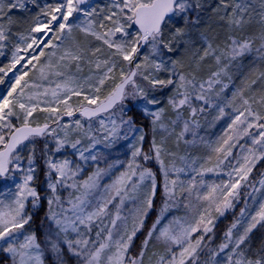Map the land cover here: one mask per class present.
<instances>
[{"label":"snow or ice","instance_id":"obj_1","mask_svg":"<svg viewBox=\"0 0 264 264\" xmlns=\"http://www.w3.org/2000/svg\"><path fill=\"white\" fill-rule=\"evenodd\" d=\"M87 2L45 4L21 30L29 5L39 7L36 0H0V56L6 48L11 53L0 66V85L8 80L0 95V184L13 182L0 188V264H264V235L253 239L258 226L264 227V200L252 212L245 201L221 242L210 246L213 213L223 216L234 209L242 184L258 190L249 175L264 160V71L259 70L264 0H111L99 11L82 7ZM74 14L78 22H70ZM211 20L223 36L204 28ZM74 30L102 47L77 41ZM102 48L108 50L103 57ZM206 63L210 70L204 78L198 74ZM246 64L250 69L241 86L223 100L224 81L231 83L232 70ZM165 90L162 101L157 93ZM73 97L82 98L77 108L70 103ZM211 107L215 120L228 114L225 108L234 115L227 130L207 143L199 130ZM38 111L46 113L42 124L33 120ZM134 111L148 121L149 131L137 127ZM75 112L87 118V125L79 119L62 123ZM102 116L93 129V118ZM244 137H250L251 146L241 145V155L234 156ZM37 140L43 141L39 152ZM122 140L135 141L130 159L101 167L107 158L95 151L97 145L112 149ZM170 140L175 147L202 143L212 155L197 165L186 151L179 156L184 167H177ZM67 149L79 163L61 155ZM165 157L172 158L170 163ZM213 160L212 167L204 166ZM153 161L163 177L158 209L156 172L147 166ZM88 162L94 171L83 177L82 164ZM121 165L124 170L102 186L101 178ZM41 166L43 193L36 185ZM186 168L195 173L187 182L179 179ZM225 168L227 181L205 185L196 180ZM258 183L264 189V178ZM128 201L133 207L122 215ZM45 204L38 235L32 228L34 212L26 208ZM181 206L184 216H169ZM152 211L156 219L134 250Z\"/></svg>","mask_w":264,"mask_h":264},{"label":"trees","instance_id":"obj_2","mask_svg":"<svg viewBox=\"0 0 264 264\" xmlns=\"http://www.w3.org/2000/svg\"><path fill=\"white\" fill-rule=\"evenodd\" d=\"M39 7L34 6V5H29L30 7V12L25 14V22L23 23V25L21 26V30H24L27 28L28 23H30L32 17H34L36 14H38L39 9L41 8L40 4H37ZM110 5V2L108 0H94L93 3V7H96L97 10L99 11L100 9H104L106 8V6ZM205 16H207V14H205ZM204 28L207 29V31L210 33V35L212 36H223V30L222 28L218 25V23L214 20L211 21H207V23L204 24ZM73 37L77 40L80 41L81 43H90L92 47H102V45L100 44L99 41H95L93 40L91 37L85 38L83 33L74 30L73 31ZM5 55L4 56H0V66H3L4 64H7L6 60H7V55L9 53V49H5ZM107 49L106 48H102V53H100L99 55H101V57H103L106 53H107ZM142 53H146L147 49H141ZM187 62V61H186ZM85 69L88 68L87 66L84 67ZM250 66L249 65H245V67L241 70V71H236L235 69L232 70V82L229 83L227 80H225V83H228V88L224 90V92L222 93V99L223 100H227L231 98V93L237 88L241 86V77L244 74H247L249 72ZM210 70V63H206L202 70L200 71V73L198 74L201 77L207 78V75L209 73ZM259 70L264 71V66H261L259 68ZM162 76L164 74H161ZM111 81H109L104 88L101 91V97L103 98L104 95L107 94L110 86H111ZM6 85V81L3 84V90L5 88ZM167 90H165L164 93H157V95L159 96V98L162 101L166 100V96H167ZM82 98H77V97H73L72 101H70V103L73 105L74 108H77L81 102ZM219 102V101H217ZM237 105H239V100L237 99L235 102ZM220 106H224L223 103L220 104ZM258 107V106H257ZM225 112L228 113L227 116H225L222 119L219 120H215L214 117L217 115V111L214 107H211L208 109L207 112V118L206 119H201V129H200V133H201V137L204 138V141L207 143H214L226 130L228 125L231 123V119L233 117V113H232V109L230 108H225ZM171 114V113H169ZM133 117L136 119L137 121V126L143 127L144 130L147 132L149 131L148 128V121L140 114L139 111H135L134 114H132ZM46 113L43 112H36L33 116V120L37 123H43L44 119H45ZM69 120V119H83L82 116L80 115H75L71 118L65 117L63 118V120ZM74 120V121H75ZM94 120V119H93ZM85 121V120H84ZM86 122V121H85ZM147 140H149V138L147 137ZM145 140V142L147 141ZM41 140H37L36 142V146H38V148L40 149L43 145L40 143ZM145 144V143H144ZM168 147L172 150L177 152V158H179V156H184L186 151L188 154L191 155V157L193 159H196L197 161V165L203 164L204 161L207 159V157L209 155H212V153L210 152V150L204 146V144L199 143L197 144V146L195 147H190V146H186L183 142L180 143L179 147H175L172 143V141L170 140L168 143ZM39 152V151H38ZM166 160L171 159V157H165ZM231 159V158H229ZM263 161H260L257 165H255L253 171L251 172V174L249 175V179L250 181H253V185L254 187H256V189L259 187L258 181L256 180V176L259 175V173L261 172L262 169V164ZM40 163V161H39ZM215 161L213 160V162L211 164H208L209 167H212L214 165ZM227 163V162H226ZM234 163V162H233ZM226 169V168H225ZM224 169V170H225ZM157 171V169H156ZM159 176V175H158ZM39 177H43V169L41 166V169L38 171V178ZM38 180V179H37ZM44 181V178H43ZM38 183V181H37ZM3 184H0V188H2ZM244 188V187H241ZM161 187L159 185V187L157 188V196L156 198H158L161 195ZM261 195H264V189H260V191L257 193L255 192L254 194V198H256V201L253 203V205H251L248 209V212H252L254 211V208L256 206L255 203L258 202V199H260L259 197ZM248 197V196H247ZM247 197L244 196V200L243 202H241L240 207H237V210L234 212V214H230L227 213L223 218L219 219V220H215V228H214V238L211 242L212 247H215L216 244H218L219 242H221L222 238H223V233L227 230V228L234 222V218L239 216L240 210L243 208L245 201H247ZM143 235L142 233L137 236H141ZM209 235H213V234H209ZM264 235V227H260L258 226L257 230L254 231L253 233V239L254 240H259V238ZM142 238V237H141ZM144 239V238H143ZM207 240V237H206ZM138 247V243L136 240H134V250H136V248ZM139 248V247H138ZM138 250V249H137ZM156 250H160V246L157 245L156 246Z\"/></svg>","mask_w":264,"mask_h":264},{"label":"rangeland","instance_id":"obj_3","mask_svg":"<svg viewBox=\"0 0 264 264\" xmlns=\"http://www.w3.org/2000/svg\"><path fill=\"white\" fill-rule=\"evenodd\" d=\"M108 1L111 3V0H108ZM56 2H57V0H36V3L37 4H40L41 8L44 7L45 4H53V3H56ZM93 3H94V0H90V2L87 5H84L82 7L92 8L93 7ZM41 19H43V17H41ZM83 19L84 18L81 16L80 17V20H83ZM70 22H78L77 21V14H74L73 17L70 18ZM10 55H11V53L9 51V53L7 55V60H6L7 63L9 62ZM87 73H88V68H86V69L84 68V73L83 74L86 75ZM9 75H11V73ZM53 79H55V78H53ZM5 81H6V85H5L4 90H3V84L0 85V95H3L4 91L6 90V87H7V84H8L7 78L5 79ZM85 104H86V102H85ZM129 107H131V104H129ZM134 113H135V111L132 114H134ZM225 116H227V115H225ZM100 118H103V116L102 117H96L94 120H92L91 123H92L93 129H95V128L98 127L97 121ZM74 120L73 119H69V120H65L64 119L62 121V123H71V122H74ZM79 120H81V123H84V124L87 125V120L86 119L83 118V119H79ZM137 127H140V126H137ZM251 131L253 133H255L256 132V129H252ZM199 136L201 137L200 130H199ZM146 140H147V137H146ZM40 143L43 145V141L42 140L40 141ZM131 143H135V141L134 140H131V141H129V140H122V141H120L118 143L117 147L112 148V149H105L102 144L101 145H97V148L95 149V151L96 152H99L103 157H106L107 158L106 161L103 160V159L100 161V166L101 167H106L107 163L108 162H111L113 160H120V161H124L126 163L130 159V151H131L130 144ZM148 143H149V140H147L145 142V144H144L145 150H147V148H148ZM241 145H244L245 147L251 146L250 145V137H244L240 141V144H238L237 147L235 149H233V155L234 156H240L241 155V152H240V146ZM36 148H37V152H38L39 151L38 146H36ZM23 154L24 155H27V149L24 150V153ZM61 155L62 156H67L70 159L76 160V162L79 163V160L77 159V157L76 156H73V150H71V149H67V150L63 151L61 153ZM171 159H168V160L165 159V163L166 164L170 163ZM39 161L40 160L38 158L37 159V164H40ZM260 161H263L262 164H261L263 166H262V169H261V172L259 173V175L256 176V180L257 181H259L261 178H264V177L261 176V173H264V160L257 161L256 165ZM175 163H176V166L177 167H184L183 162H181L179 158H177L175 160ZM147 166L148 167H151L152 170L154 172H156V180H157V184H158V187H159V185L162 184L163 177H162V173L159 171V165H158V163H156L155 161L149 162ZM204 166L205 167H209L208 164H204ZM82 167L84 168V173L82 174L83 177H86L88 174H90L92 171H94V164H93V162H88L87 164H82ZM156 169H157V171H156ZM123 170H124V165H121L119 168L113 169L112 172L109 174V176H104V177L101 178V181H100L101 185L103 186L104 184L110 183L111 182V179H115V176L118 175L119 172L120 171H123ZM228 170L229 169H225V170L223 169L222 171H219V172H206L203 175L202 178L199 177V176H196V180L197 181H200L202 179L203 180V183L205 185H211L213 183H217L218 184V183H221L222 181H227L228 177H227L226 173H227ZM193 176H195V173L194 172H191L190 169H187L186 168L185 171L180 174L179 179L187 182ZM37 177H38V172H37ZM43 178H44V175H43L42 178L41 177L38 178V180H37L38 183L36 181V185H37L38 191H41L42 193L45 191V186H44ZM172 178H176L174 174H172ZM249 182L253 183V181H250V179H249ZM11 186H13V182L12 181H8L6 185L3 184L2 188H7V187H11ZM242 187H244L243 184H242ZM257 189L258 190L255 191V192L258 193L260 191V189H261L260 188V185H259V187ZM161 190H162V188H161ZM200 191L201 192L206 191V188H201ZM255 192L253 193V191H252L251 188H247V187L241 188L240 189V193H241L240 200H239L238 203L235 204L234 209L229 210V211H226L223 216H217L216 213H213V215L217 217L215 220L217 221V220L223 218L227 213H230L231 215L234 214V212L237 210V207L239 208L240 205H241L240 203L243 202L244 196L245 197L248 196L247 197V202H248L247 203V210H248L249 207L251 205H253V203L256 201V198H254ZM64 195H67V193L65 192ZM259 198L260 199H258V202H256L254 206H257L258 203L261 200H264V195H261ZM161 199H162V196L160 195L155 200V206H156L157 209L159 208V204H160ZM132 207H133V203L131 201L126 202L124 208L122 209L121 214L122 215H127L129 209H131ZM244 207H245V204H244L243 208ZM45 209H46V204L45 205H42L39 208V210L32 209L31 208V205H29L26 208V211H32V212H34V220H33L32 228H34L36 230V232H37L38 235L41 232L40 225H41V221L44 219ZM111 210H113V209L110 206V211ZM254 210H255V208H254ZM185 214H186L185 209L183 208V206H181L178 209H174L171 213H169V216L170 217H181V216H184ZM155 219H156V211H152L149 214L148 219L145 222V227H144L143 231L141 232L143 235L137 236V238L135 239L137 241V243H138V247L140 245V242L145 237V235H146V233L148 231V228L151 226V224L153 223V221ZM234 219H236V217ZM105 223H107V220H105ZM214 223H215V221H214ZM94 231H95V229H94ZM141 233H138V234L140 235ZM138 247L136 248V250L138 249Z\"/></svg>","mask_w":264,"mask_h":264},{"label":"water","instance_id":"obj_4","mask_svg":"<svg viewBox=\"0 0 264 264\" xmlns=\"http://www.w3.org/2000/svg\"><path fill=\"white\" fill-rule=\"evenodd\" d=\"M89 2H90V0H88L87 4H88ZM77 114L80 115L79 112H75V113H74V116L77 115ZM80 116H81V115H80ZM82 117H83V116H82ZM64 118H65V117H64ZM83 118H84V119H87V118H85V117H83Z\"/></svg>","mask_w":264,"mask_h":264},{"label":"bare ground","instance_id":"obj_5","mask_svg":"<svg viewBox=\"0 0 264 264\" xmlns=\"http://www.w3.org/2000/svg\"><path fill=\"white\" fill-rule=\"evenodd\" d=\"M93 119H95V118H93Z\"/></svg>","mask_w":264,"mask_h":264}]
</instances>
